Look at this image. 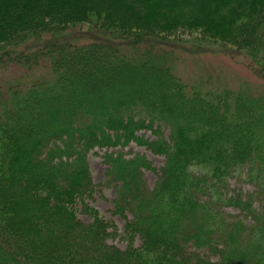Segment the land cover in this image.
Returning a JSON list of instances; mask_svg holds the SVG:
<instances>
[{"label":"trees","instance_id":"1","mask_svg":"<svg viewBox=\"0 0 264 264\" xmlns=\"http://www.w3.org/2000/svg\"><path fill=\"white\" fill-rule=\"evenodd\" d=\"M84 28L98 34L67 39ZM170 41L236 50L264 77V0H0V69L21 70L0 114V264H264V95L189 86ZM131 143L165 158L152 190L146 157L108 152ZM94 149L107 150L125 250L96 211L77 217ZM239 176L257 190L245 200L229 194Z\"/></svg>","mask_w":264,"mask_h":264},{"label":"rangeland","instance_id":"2","mask_svg":"<svg viewBox=\"0 0 264 264\" xmlns=\"http://www.w3.org/2000/svg\"><path fill=\"white\" fill-rule=\"evenodd\" d=\"M87 29H78L73 33L68 32L67 39H72L73 36L75 40L83 35L84 31L88 32V35L86 36V39L88 40H91L93 35L96 36L98 34V32L93 29ZM52 36L55 35H46L43 40L47 43L51 42L53 41ZM190 37L195 38V36L189 35L188 33L183 36H175L174 38L176 40H182L190 39ZM81 43H84V41ZM167 48L168 49L166 50L170 51L176 60L174 69L177 72V75L189 86H197L200 84L204 90L210 88H230L232 91L250 89L252 94L264 95V77L257 76L256 73H253L255 70L253 71L249 68L250 60H248L246 55L241 52L215 47L198 48L197 46L194 47L191 43H187L186 45L180 44L178 41H170V45ZM8 67L4 70L0 69V114H2L4 107L11 105L10 101L12 100V95L10 93V85H12V82H14L13 80L21 74V70L17 67ZM48 70L49 62L44 60L41 65L35 68L33 75L35 78L38 76H48ZM20 78H23V76H20ZM24 86L29 88L30 83L25 81ZM24 86L22 85L20 89L24 90ZM128 88L129 86L126 89ZM159 125L161 131L164 133V137L168 138L170 133L169 129L162 124H158L157 126ZM140 135L145 136V138L150 141L156 139L149 130L141 131ZM106 152V149H94L88 155L87 161L96 188L92 197L86 199L84 202L85 204H78L76 207L77 217L84 224H90L91 218L88 213L96 211L100 215V218L110 222L117 228L119 233L117 235L119 236L114 237L110 244L117 246L121 250H125L128 248V243L130 241L128 239L130 235L124 232L127 223L126 218L116 212L114 203L116 198L115 187L107 185L110 180L105 176L107 166L104 162V155ZM108 152H122L128 157H134L136 155L146 157L155 170L143 171V180L148 189H154L158 181V171L165 164V158L163 156L153 154L151 151L147 150L146 147L139 146L136 143H131L124 149L116 148L111 149ZM256 191V188L248 183L244 177L239 176L231 179L229 182V194H240L244 200L249 195L255 194ZM253 197L256 205L255 207L261 202L264 204L262 198H256V196ZM221 212L233 216L237 220L241 219L246 223H250L249 220L245 219L244 214L236 208L224 207L221 209ZM126 216L131 220L132 216L130 214H127ZM133 241L135 247L142 245V240L139 236H135Z\"/></svg>","mask_w":264,"mask_h":264}]
</instances>
